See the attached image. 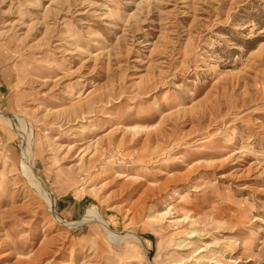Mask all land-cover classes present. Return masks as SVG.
I'll return each mask as SVG.
<instances>
[{
    "label": "rangeland",
    "instance_id": "374dc122",
    "mask_svg": "<svg viewBox=\"0 0 264 264\" xmlns=\"http://www.w3.org/2000/svg\"><path fill=\"white\" fill-rule=\"evenodd\" d=\"M0 264H264V0H0Z\"/></svg>",
    "mask_w": 264,
    "mask_h": 264
},
{
    "label": "bare ground",
    "instance_id": "6f19581e",
    "mask_svg": "<svg viewBox=\"0 0 264 264\" xmlns=\"http://www.w3.org/2000/svg\"><path fill=\"white\" fill-rule=\"evenodd\" d=\"M2 117H4V116H2ZM1 117V118H2ZM3 120V119H2ZM6 120V119H5ZM10 120H11V118H10ZM9 120V121H10ZM20 121V120H19ZM7 123V122H6ZM9 123V122H8ZM12 123V122H11ZM14 124V123H13ZM18 125V124H17ZM27 125V124H26ZM16 128H18V126H15ZM27 127V126H26ZM20 128V127H19ZM31 132V131H30ZM20 133H21V131H20ZM31 134V133H30ZM24 137H25V134H24ZM28 140H29V138H28ZM28 142H30V141H28ZM32 142V141H31ZM30 142V143H31ZM28 146V145H27ZM109 146V145H108ZM29 148V147H28ZM28 150V149H27ZM29 151V150H28ZM32 152V151H31ZM28 153V152H27ZM28 155H29V153H28ZM28 155H26V157L28 156ZM31 156H32V154H30ZM30 158V157H29ZM26 159V158H25ZM24 159V160H25ZM25 162V161H24ZM23 162V163H24ZM33 167L31 168V166L29 165V162H27L26 161V163H25V167H24V170H26L25 172H27V174H28V176H29V178H30V180L34 183V184H36L37 185V187L40 189V191H41V193L45 196V198L47 199V201H48V203H49V206L51 207V209L53 210V212H55V198H54V196H53V193H51L49 190H47L46 188L47 187H45L44 186V184H43V182H42V180H40L35 174H34V172H33ZM23 170V171H24ZM143 185V184H142ZM40 193V194H41ZM95 208V207H94ZM93 210V211H92ZM86 216H85V218H84V221H89V220H94V219H96V220H99L104 226H105V228L107 229V230H109L110 232H111V230H110V228L108 227V225L102 220V218L100 217V215L98 214V212L96 211V208L95 209H91V210H89L88 212H87V214H85ZM57 219H59L58 217H57ZM108 231V232H109ZM114 234V233H113ZM108 235V234H107ZM128 237H129V235H127ZM125 237V236H124ZM134 238H136V240H138L139 238L138 237H136V236H134ZM125 239V238H124ZM139 241V240H138ZM142 242V241H141ZM143 243V242H142Z\"/></svg>",
    "mask_w": 264,
    "mask_h": 264
}]
</instances>
